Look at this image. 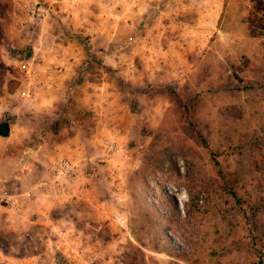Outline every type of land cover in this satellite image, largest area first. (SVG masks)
Wrapping results in <instances>:
<instances>
[{
    "label": "crops",
    "instance_id": "1",
    "mask_svg": "<svg viewBox=\"0 0 264 264\" xmlns=\"http://www.w3.org/2000/svg\"><path fill=\"white\" fill-rule=\"evenodd\" d=\"M13 1L10 44L37 62L0 87V264H104L85 226L115 225L103 201L120 160L197 77L226 0H42L52 14L34 27L38 0ZM61 160L74 178L45 184Z\"/></svg>",
    "mask_w": 264,
    "mask_h": 264
},
{
    "label": "rangeland",
    "instance_id": "2",
    "mask_svg": "<svg viewBox=\"0 0 264 264\" xmlns=\"http://www.w3.org/2000/svg\"><path fill=\"white\" fill-rule=\"evenodd\" d=\"M13 2L0 0V87L7 69L23 73L25 51L10 44L15 16H4ZM198 69L145 129L149 142L120 160L103 201L115 225L85 226L104 264L264 260V0H226Z\"/></svg>",
    "mask_w": 264,
    "mask_h": 264
},
{
    "label": "built area",
    "instance_id": "3",
    "mask_svg": "<svg viewBox=\"0 0 264 264\" xmlns=\"http://www.w3.org/2000/svg\"><path fill=\"white\" fill-rule=\"evenodd\" d=\"M28 10V18L27 23L31 26H36L45 19L51 17V8L46 5L42 0H38L36 3H33L27 7ZM21 62V70L25 75L27 76V79L30 81V79L34 78L36 75V72L34 71L33 67L36 65V60L33 58L24 57ZM23 95H26V93H23ZM115 150L113 144L110 145L108 149V153L112 154ZM76 171V165L70 161V160H61L56 162L53 165L52 174L50 177L49 182H44L45 184L49 183H61L62 180L71 181L75 176Z\"/></svg>",
    "mask_w": 264,
    "mask_h": 264
},
{
    "label": "trees",
    "instance_id": "4",
    "mask_svg": "<svg viewBox=\"0 0 264 264\" xmlns=\"http://www.w3.org/2000/svg\"><path fill=\"white\" fill-rule=\"evenodd\" d=\"M9 132H10L9 124L6 123V122H1V123H0V134H1L2 136H8V135H9ZM229 192H231L232 195H233L235 198H237V195H236L235 191H234L232 188L230 189ZM258 264H264V260H263L262 256L260 257Z\"/></svg>",
    "mask_w": 264,
    "mask_h": 264
}]
</instances>
